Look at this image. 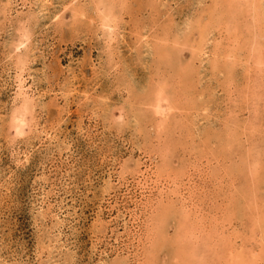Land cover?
<instances>
[{"label":"rangeland","instance_id":"1","mask_svg":"<svg viewBox=\"0 0 264 264\" xmlns=\"http://www.w3.org/2000/svg\"><path fill=\"white\" fill-rule=\"evenodd\" d=\"M231 263L264 264V0H0V264Z\"/></svg>","mask_w":264,"mask_h":264},{"label":"bare ground","instance_id":"2","mask_svg":"<svg viewBox=\"0 0 264 264\" xmlns=\"http://www.w3.org/2000/svg\"><path fill=\"white\" fill-rule=\"evenodd\" d=\"M254 42V41H253ZM256 43V42H255ZM255 45H257V44H254V46ZM259 46V45H258ZM252 52V51H251ZM256 61V60H255ZM260 61V60H259ZM260 63V62H259ZM157 93H159V92H157ZM162 95V93H159V96H158V94H157V98H158V100H160L161 98H160V96ZM161 101V100H160ZM156 111L158 112V113H160V105H158L157 104V106H156ZM163 113H165V112H163ZM162 113V114H163ZM164 175V174H163ZM182 208V207H181ZM184 209V208H183ZM220 217V216H219ZM222 221V220H221ZM217 222V221H216ZM211 223V222H210ZM227 223V222H226ZM213 230V229H212ZM223 235V234H222ZM222 238V237H221ZM223 238H226V237H223ZM215 241L217 242V240L215 239ZM233 241V240H232ZM212 243V242H211ZM190 249V251H188ZM187 248V247H185V251L186 252H188L190 255H192V253H193V251H194V249L191 247V248ZM182 250V249H181ZM228 253V252H227ZM182 254V253H181ZM179 256H180V254H179ZM177 257V256H176ZM232 258V257H231ZM234 259V258H233ZM236 260V259H235ZM237 260H239V259H237ZM235 263V262H234ZM232 264V263H231Z\"/></svg>","mask_w":264,"mask_h":264}]
</instances>
